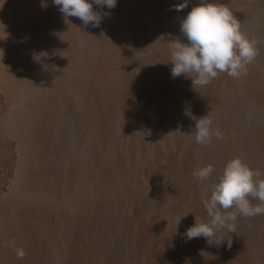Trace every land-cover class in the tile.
<instances>
[{
  "label": "rangeland",
  "instance_id": "rangeland-1",
  "mask_svg": "<svg viewBox=\"0 0 264 264\" xmlns=\"http://www.w3.org/2000/svg\"><path fill=\"white\" fill-rule=\"evenodd\" d=\"M205 2L261 43L246 75L194 88L172 77L171 44L201 0L93 4L99 27L0 0V264H264V215H238L230 248L186 241L229 160L264 178V0ZM209 113L224 139L205 146L193 117Z\"/></svg>",
  "mask_w": 264,
  "mask_h": 264
},
{
  "label": "clouds",
  "instance_id": "clouds-1",
  "mask_svg": "<svg viewBox=\"0 0 264 264\" xmlns=\"http://www.w3.org/2000/svg\"><path fill=\"white\" fill-rule=\"evenodd\" d=\"M53 3L65 18L76 17L85 26L91 24L93 27H99L103 19L93 4L108 9L117 6V0H53ZM187 6L188 0H184V3L174 5V9L182 11ZM180 31L187 43L179 38L172 42L171 75L173 78L182 74L190 77L194 88L209 84L221 73L233 78L246 75L247 66L259 55L261 41L242 30L241 21L227 5L201 0L183 19ZM193 119L196 121V143L209 146L213 138L224 139L220 128H213L211 113ZM214 171V166L208 164L195 170L193 176L203 182ZM261 177V170L253 169L243 158L238 156L229 160L218 181L212 185L210 197L202 194L208 221L196 216L195 224L186 231V241L204 237L209 245L220 246L227 238L230 248L232 240L222 233L223 230L236 231L238 215L245 218L264 215V178ZM253 199L259 203L253 205ZM12 243L14 245L15 241ZM15 252L18 259L26 255L22 247L15 248Z\"/></svg>",
  "mask_w": 264,
  "mask_h": 264
}]
</instances>
